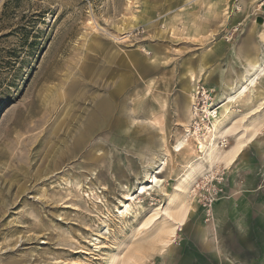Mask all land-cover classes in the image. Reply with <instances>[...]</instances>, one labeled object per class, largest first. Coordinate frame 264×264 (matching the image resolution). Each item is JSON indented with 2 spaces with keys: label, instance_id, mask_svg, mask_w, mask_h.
<instances>
[{
  "label": "rangeland",
  "instance_id": "obj_1",
  "mask_svg": "<svg viewBox=\"0 0 264 264\" xmlns=\"http://www.w3.org/2000/svg\"><path fill=\"white\" fill-rule=\"evenodd\" d=\"M252 60L264 0H0V264H264V75L229 107L256 137L202 162L181 226L163 215L200 161L173 146L208 133L204 110ZM165 155L161 189L138 197Z\"/></svg>",
  "mask_w": 264,
  "mask_h": 264
},
{
  "label": "bare ground",
  "instance_id": "obj_2",
  "mask_svg": "<svg viewBox=\"0 0 264 264\" xmlns=\"http://www.w3.org/2000/svg\"><path fill=\"white\" fill-rule=\"evenodd\" d=\"M253 60L256 59L254 58ZM253 60L252 62H249V66L251 68V70L247 71V74L249 73V75L242 77L243 82L238 85V87H235L234 90H232V95L224 97L223 101L218 105L217 109L213 110L212 112L207 111V109L204 110V113H206L207 115V121L209 122V124L206 126L208 135L203 134L199 136L198 134H195L194 142H191L189 140L191 130L189 131V129L186 128L185 133L189 137L181 138L173 146V152L179 154L195 152L197 154V160H200L199 162H195L193 165H191V167L188 169L187 173L184 175L183 179L181 180L179 186L176 189L177 195L175 196V198H169L167 201V209H163V215H165L167 218H170L171 221L173 220V224L181 226L184 222L185 214L187 211V208L185 206L186 200H184V197L190 193V185L194 181L196 175L203 174L204 167L202 162H206L210 170H213V167H218L221 163H224L225 165H230L235 160V158L240 155L242 149L246 147L245 144L251 142L257 135L258 127L254 125L255 121H252L251 124H249V126H247L246 128L244 127L241 135H238L237 133L238 128H241V126H238L239 122L237 121V123H235L236 121H231V123L228 121L230 120V118H232L230 116L229 111V107L231 106V104L237 100H241L246 94L252 95L254 92L253 89H255L259 77L264 75V61L259 64L258 62H255ZM194 92V87L189 90L187 98V108L191 106L194 107L195 105ZM96 107L98 110H96L95 112L96 118L99 119L100 116L105 119L110 114V108L105 100H98L96 103ZM186 118L187 122H189L191 119H193V114L189 112ZM227 136L237 137H235V140L230 146V148L222 152L218 146V141L221 139H225ZM167 157L168 156L165 155L163 156V159H159V165H157L154 170L146 174L147 178L145 184H139L138 186V197L144 194L149 195L156 189H161L162 181L159 179V176L167 174ZM124 198L127 203H123L122 211L119 210L122 216L127 215L131 211L132 208H130V203L133 204V196L131 194L126 193V195H124ZM174 204H176V206L172 207ZM173 208L177 210L173 213L175 214L174 217L172 214L174 210ZM153 213V216L147 220V223L152 221L157 215V212ZM120 254L122 253L119 252V254L113 256L110 260L111 263H114L118 258H120Z\"/></svg>",
  "mask_w": 264,
  "mask_h": 264
}]
</instances>
